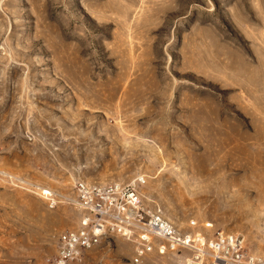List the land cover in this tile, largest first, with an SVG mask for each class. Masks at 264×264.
<instances>
[{"label":"rangeland","instance_id":"rangeland-1","mask_svg":"<svg viewBox=\"0 0 264 264\" xmlns=\"http://www.w3.org/2000/svg\"><path fill=\"white\" fill-rule=\"evenodd\" d=\"M138 175L179 233L264 259V0H0V264H41L76 226L41 190ZM132 255L106 236L80 264Z\"/></svg>","mask_w":264,"mask_h":264},{"label":"built area","instance_id":"built-area-1","mask_svg":"<svg viewBox=\"0 0 264 264\" xmlns=\"http://www.w3.org/2000/svg\"><path fill=\"white\" fill-rule=\"evenodd\" d=\"M145 181L143 175L104 185L77 180L69 194L41 190L50 208L66 202L79 213L76 226L58 234L53 251L41 264H80L106 236L132 244L131 260L136 264L151 253H185L187 264H264L248 251L242 235L220 230L208 237L179 233L159 211L145 205L141 193Z\"/></svg>","mask_w":264,"mask_h":264}]
</instances>
